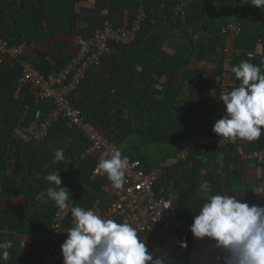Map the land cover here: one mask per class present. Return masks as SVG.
Returning <instances> with one entry per match:
<instances>
[{
    "label": "trees",
    "instance_id": "16d2710c",
    "mask_svg": "<svg viewBox=\"0 0 264 264\" xmlns=\"http://www.w3.org/2000/svg\"><path fill=\"white\" fill-rule=\"evenodd\" d=\"M96 1V7L81 8L83 0H0V34L10 47L23 46L25 50L34 45H49L46 51L36 56L29 57L24 51L19 62L14 60L15 66L6 65V61L11 59L9 57L4 58L0 66V242H13V248L9 250L10 258L5 264H63L61 245L66 239V230L72 226L73 217L70 210L63 229L57 234L54 221L59 209L48 200L49 185L44 179L50 172H59L61 186L67 188L69 200H74L71 207L92 209L102 217L111 201L116 200L124 189L112 188L110 196L107 194L111 181L107 175H95L99 154H87L92 142L85 139L80 129L71 127L64 116L51 125L43 141L32 136L29 130H38L41 123L56 110V105L53 100L36 104L29 89L23 90L20 98L16 97L17 79L22 73L21 62H30L51 80L67 69L77 58L83 44L107 23L114 28L132 29L141 11L145 13V19L136 40L129 45L111 43L112 53L103 56L100 67L94 66L88 70L67 99L82 111L85 123L92 124L129 160H139L147 172L161 170L155 188L157 196H167L176 209L184 212L189 222L192 223L193 215L198 213L204 202L195 174L203 168L208 169L204 182L210 184L211 194L234 195L249 205L264 206V175L260 178L249 176L247 170L255 162L244 159L238 149L242 147L247 153L264 151V129L256 141L237 139L223 148L208 146L192 151L186 159L180 158L172 166L162 168L166 161L176 159L181 153L179 143L183 139L213 134L209 120L220 97L222 64L217 62L216 68L207 66L206 69L192 70L188 77L194 88L192 100L184 106H176L172 93L178 84L177 76L195 57L208 64L210 59L223 54L227 38L222 32L224 26L215 27L212 22L203 25L199 31L210 36L207 44H197L195 40L190 44L185 40L179 42L180 38H171V44H176L174 48L171 46L175 53L171 55L163 50L168 39L163 32L168 24L171 28H178L194 23L201 7L209 0L192 3L185 16L175 14L179 0H138L136 5L123 10L121 15L112 11L106 15L104 10H108L109 3ZM51 4L56 5L57 12L63 6L67 8L71 33L66 38L77 36V32L82 35L76 48L68 39H62L63 36L56 37L48 11ZM243 5L239 22L235 23L242 26L243 32L236 40L232 67L238 58L245 29L251 26L253 18L264 22V9L246 3ZM254 45L252 41L247 48L252 49ZM103 65L106 66V71H103L105 83L98 84L94 82L93 74ZM160 65L168 72V79L164 99L154 104L152 96L156 90L151 87V82ZM137 69L140 70L139 77L147 81L143 88L136 85ZM231 74L233 81L229 91L239 85L234 73ZM182 86L180 84L179 87ZM198 98L205 101L203 112L197 109L200 106L197 104ZM50 145H54V152L62 148L65 159L48 164V161L39 158L34 163L35 167L32 166L35 156H42ZM162 150L164 158L157 164L152 163L149 156L155 152L156 156L162 155ZM211 154L221 156L219 161L215 160L218 162L217 171L209 169L214 159H210V162L208 158L203 159L204 155L209 157ZM67 166L72 167V172L65 170ZM13 167L16 174L10 177L9 172ZM253 167L264 168V165L255 163ZM257 188H261L262 193H257ZM171 193L177 194L175 203ZM106 194L109 201L103 200ZM18 195H23L24 202L13 200ZM56 234L62 241L55 244L51 242V237ZM139 237L146 241L150 252L166 256L165 259L168 258L172 264H198L194 253L207 243L196 240L197 246H191L188 240L193 237L190 234L183 239L187 240L188 249L182 250L178 244L160 241L151 234ZM31 238L36 239L33 245L29 241ZM47 251L48 256L44 255Z\"/></svg>",
    "mask_w": 264,
    "mask_h": 264
},
{
    "label": "clouds",
    "instance_id": "9594fccd",
    "mask_svg": "<svg viewBox=\"0 0 264 264\" xmlns=\"http://www.w3.org/2000/svg\"><path fill=\"white\" fill-rule=\"evenodd\" d=\"M243 2L264 9V0ZM231 72L239 85L220 97L225 114L212 131L233 141H256L264 129V73L259 65L246 60ZM64 159V150L57 149L55 161ZM97 167L107 174L113 189L120 190L127 183L129 158L119 148L105 154ZM44 179L49 185L48 200L60 210L68 209L74 200H69L67 188L61 186L59 172L52 171ZM199 191L204 202L189 228L195 240L207 242L194 253L198 264H264V206L249 205L234 195H213L208 182ZM71 215L72 226L61 245L63 264H172L166 256L150 252L137 227L127 221L117 222L80 206L71 207ZM177 244L188 249L187 240ZM12 248L11 240L0 242V264L9 260Z\"/></svg>",
    "mask_w": 264,
    "mask_h": 264
},
{
    "label": "built area",
    "instance_id": "2783aa9c",
    "mask_svg": "<svg viewBox=\"0 0 264 264\" xmlns=\"http://www.w3.org/2000/svg\"><path fill=\"white\" fill-rule=\"evenodd\" d=\"M196 1L179 0L175 10L176 16H185L190 5ZM144 19L145 13L141 11L132 29L114 28L111 23H107L103 29L97 31L94 37L83 44L77 58L67 69L51 80H48L30 62H21L22 73L17 79L18 90L16 97L20 98L22 91L29 89L34 95L36 104L44 100H53L56 105V110L46 121L41 123L38 130H29L36 140L43 141L48 135L51 125L61 116H64L70 121L71 127L80 129L85 139L92 142V147L87 154H99L97 165L99 160L105 157V154L117 149L93 125L84 122L82 111L76 109L67 97L78 87L88 70L94 66L100 67L103 63V56L112 53L111 43L129 45L136 40ZM222 32L227 38L223 54L219 57V62L223 66L220 97L230 92L229 85L233 81L231 68L236 54V40L242 34L243 29L240 24H228L222 28ZM0 52L2 54L0 60L1 66L6 57L19 62L24 49L23 46L10 47L0 34ZM220 97L209 120L211 126L225 114V107L220 101ZM235 142L236 140L218 137L214 133L209 136H188L179 143L181 153L178 157L166 161L162 165V168L176 164L180 158L186 159L192 151L208 146L223 148ZM238 149L239 154L244 159L264 165V151L247 153L242 147ZM160 173V169L147 172L143 169L142 163L139 160H129V167L125 175L127 183L124 185V189L120 192L119 197L111 201L103 217L115 219L117 222L127 221L129 224L137 227L138 235L151 234L160 241H167L172 245H176L177 241L183 240L191 234L189 228L192 223L185 218L183 211L174 207L167 196H157L155 188L161 177ZM95 175L103 177L107 174L96 166ZM260 193H262L261 189ZM70 210L71 206L66 210H58L54 221V230L57 234L63 229ZM57 234L51 237L52 243L56 244L62 241L61 237L57 236ZM44 255L48 256L49 251L44 253ZM47 264H50V262Z\"/></svg>",
    "mask_w": 264,
    "mask_h": 264
},
{
    "label": "crops",
    "instance_id": "0c3cea01",
    "mask_svg": "<svg viewBox=\"0 0 264 264\" xmlns=\"http://www.w3.org/2000/svg\"><path fill=\"white\" fill-rule=\"evenodd\" d=\"M103 1L105 3H109L108 10L106 9L104 10V13L106 15L112 12H117V13H120L121 15V12L123 10L130 9L132 6L136 5V3L138 2V0H103ZM243 4H244L243 0H209L207 1L201 7L199 14H198V19L194 23H187L178 28H173V27L171 28L170 24H168L167 26L168 28H166L165 31L163 32L166 36H168L167 42L165 43L163 50H165L171 55L175 53V50L173 48L176 44L175 45L171 44V38H176V39L180 38L181 41L179 42H183L182 40H185L189 42L190 44H192V41L194 40L197 44H203V43L207 44L210 36L202 32L200 33L199 31L203 27V25L206 23L212 22V24L215 27H223L228 24H235L239 22V15L241 14V9L244 7ZM51 5L53 7H51ZM51 5L48 11L50 13L49 14L50 19L53 23L52 28L54 30V33L56 34V37L63 36L62 39H68V41L76 48L80 42V38L82 37V35H80L79 32H77V36H70V38L69 37L66 38V36L71 33L70 25L67 22L68 14H69L67 12V8H64L63 6L61 9L62 11L59 10V12H57V9L55 7L56 5L54 4H51ZM96 5H97L96 0H83L81 4V8L82 6L89 7V8L96 7ZM54 11H56L57 13L53 14ZM81 14H82V11H81ZM85 25H86V22H85ZM252 41L255 44L254 47L252 49L247 48ZM171 46H173V48H171ZM48 47L49 45L44 43L41 45H34L33 47H29L25 49L24 51L26 52V55L30 57V56H36L42 51H46ZM238 51H239L238 58L234 66L238 65L241 61L246 60L249 63L259 65L262 69V73H264V22H258L257 19L253 18L251 26L245 29V37L243 38V41H241V45L239 46ZM217 62H219V57L210 59L208 64L207 62H204V60H201V58L195 57L193 61L189 63L187 68L184 71L180 72V74L177 76V79H176L178 84H176L177 86L175 87L174 93H172L173 96L175 97L177 107H182L188 101L192 100V93H193L194 88L192 86V83L188 79L189 74L192 73V70L206 69L207 66H210L211 68H216ZM15 64H16V61L14 60L10 59L9 61H6V65L8 67L9 65L15 66ZM105 67L103 65L101 68L96 69V71L93 74L94 82L98 84L105 83V76L103 75L104 73L103 71H106ZM139 72H140L139 69L135 71V73L137 74L136 85L139 86L140 88H143L147 85V81L139 77ZM167 74L168 72H166L165 67L161 65L159 69L156 70L155 72L154 80L151 82V87L156 90V91H153V96H152V98L154 99L153 100L154 104L155 103L157 104L161 100L164 99L163 94L165 93L164 92L165 85L168 79ZM180 84H182L183 86L179 87ZM203 101H204L203 98H198L197 104H200V106L199 108L195 107L199 109L200 112H203L204 108H206V106L203 105ZM154 147L158 148L157 146H154ZM163 148L166 149V147H163ZM46 150L48 153L44 151L42 156L40 157L38 155L35 156L34 162H32V166L35 167L34 163L39 158L45 159L44 161H48L49 162L48 164L55 162L54 145L48 146ZM163 158H164L163 154L156 156V152L152 154L151 156H149L150 161L154 164H157ZM205 158H208L207 159L208 162H210V159L211 160L214 159L212 160L214 161L212 163V167H210L209 169L212 171H217L218 162H216L215 160L219 161L221 159V156H219L218 154H211L209 155V157H206L204 155L203 159ZM253 166H255V163H252L251 166H249L247 170L248 175L251 177H255V178L262 177L264 175V168H261V167L255 168ZM65 170L68 172H72V167L67 166ZM207 170H208L207 168H203L200 172L195 173L197 175L198 183L200 186L204 183V176L207 173ZM15 172H14V167H13L11 171L9 172L10 177L14 176ZM109 191H111L112 193L111 185L107 187V192H108L107 194H109L110 196ZM107 194L103 198L104 201L105 200L109 201V196ZM170 196L172 197V200L175 203V201L177 200V194L172 195L171 193ZM13 200L16 202H24L23 195L14 196ZM29 241L31 245L36 243V239L31 238ZM188 241H190V239ZM195 242L197 241L194 238H192L193 247L197 246Z\"/></svg>",
    "mask_w": 264,
    "mask_h": 264
},
{
    "label": "rangeland",
    "instance_id": "374dc122",
    "mask_svg": "<svg viewBox=\"0 0 264 264\" xmlns=\"http://www.w3.org/2000/svg\"><path fill=\"white\" fill-rule=\"evenodd\" d=\"M161 153L163 154V150H162ZM262 172H263V171H262ZM260 189H261V188H260ZM260 189L257 188L256 192H257V193H260ZM189 244L192 246V238H190Z\"/></svg>",
    "mask_w": 264,
    "mask_h": 264
}]
</instances>
